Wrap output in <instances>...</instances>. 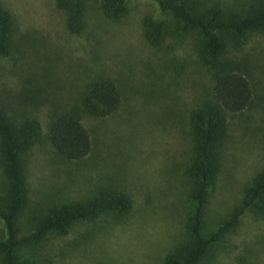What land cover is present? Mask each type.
Masks as SVG:
<instances>
[{
	"label": "rangeland",
	"instance_id": "374dc122",
	"mask_svg": "<svg viewBox=\"0 0 264 264\" xmlns=\"http://www.w3.org/2000/svg\"><path fill=\"white\" fill-rule=\"evenodd\" d=\"M258 1L197 0L198 8L215 3L224 13ZM0 6L11 16L15 43L0 55V103L20 111L28 105L24 114L41 128L24 153L27 202L18 218L19 235H26L34 215L49 204L84 200L98 188L120 190L131 201L126 211L103 210L63 234H49L38 246L26 243L21 260L166 264V256L189 240L188 113L212 83L196 36L178 38L169 14L151 0H127L117 19L104 16L99 0H88L78 34L67 30L55 0H0ZM150 17L163 18L167 27L155 42L144 35ZM225 57L249 80L252 98L242 113L228 118L204 217L207 231L238 206L244 188L264 167V33H250L241 44L229 40ZM94 80H110L120 104L106 117L82 115L91 150L80 160H63L44 138L48 109L68 107ZM2 183L0 169V190ZM201 264H264V212L245 213Z\"/></svg>",
	"mask_w": 264,
	"mask_h": 264
},
{
	"label": "trees",
	"instance_id": "16d2710c",
	"mask_svg": "<svg viewBox=\"0 0 264 264\" xmlns=\"http://www.w3.org/2000/svg\"><path fill=\"white\" fill-rule=\"evenodd\" d=\"M88 0H55L64 14L67 30L78 34L84 27L83 15ZM158 9L169 14L178 38L195 35L199 55L208 66L211 86L199 103L188 113L192 155L186 169L188 199L191 203L185 228L189 240L178 253L168 254L166 264H201L221 236L234 229L245 213L264 212V167L242 193L238 206L210 231L204 228L208 198L219 173L222 140L228 129V118L242 113L250 104L252 88L249 80L231 59H227V43L241 44L253 32L264 33V0L250 4L240 12L224 13L218 5L208 7L197 0H151ZM127 0H99L105 17L119 18ZM203 4V3H202ZM237 9V8H236ZM144 35L151 41L162 39L167 32L163 18L144 20ZM12 19L0 6V55L14 48ZM120 104L118 91L110 80L89 82L80 97L66 108L53 104L47 112L45 141L63 160H80L91 150L88 130L82 115L102 118L114 113ZM14 107L0 103V169L3 183L0 190V264H29L21 259L22 246H38L51 233L63 234L76 222L90 220L103 210L126 211L131 201L122 191L98 188L84 200L49 204L39 214L26 235H19L18 218L27 202L25 151L41 135L39 121ZM11 110V112H9ZM21 112L20 116L17 113Z\"/></svg>",
	"mask_w": 264,
	"mask_h": 264
}]
</instances>
